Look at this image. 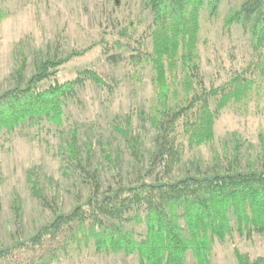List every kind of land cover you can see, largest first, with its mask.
I'll list each match as a JSON object with an SVG mask.
<instances>
[{
  "label": "rangeland",
  "instance_id": "1",
  "mask_svg": "<svg viewBox=\"0 0 264 264\" xmlns=\"http://www.w3.org/2000/svg\"><path fill=\"white\" fill-rule=\"evenodd\" d=\"M246 1L220 0L215 14L208 2L200 10L197 46L207 91L237 73L252 75L248 70L255 56L251 27L227 22ZM149 2L0 0V94L25 86L48 60L66 59L50 68L39 87L67 85L60 94V118L36 115L0 129V247L29 238L53 219L55 211L68 212L89 198L92 183L80 160L98 172L101 191L144 177L175 180L235 166H264L263 86L246 104L230 103L219 111L218 98H212L213 141L193 144L182 131L180 155L173 167L151 168L159 132L149 116L159 100L150 62L155 15ZM111 54L124 58L113 63ZM85 70L98 78L83 74ZM196 90L203 89L197 85ZM179 106L172 103L173 109ZM115 221L136 239H145L144 223ZM236 248L252 260L264 257V232L250 236L236 232L225 241L216 239L212 264H239ZM52 264H140V258L137 253L98 250L91 240L74 243ZM186 264H197L192 252Z\"/></svg>",
  "mask_w": 264,
  "mask_h": 264
},
{
  "label": "trees",
  "instance_id": "2",
  "mask_svg": "<svg viewBox=\"0 0 264 264\" xmlns=\"http://www.w3.org/2000/svg\"><path fill=\"white\" fill-rule=\"evenodd\" d=\"M207 2L215 14L220 0L149 2L155 15L150 62L159 100L151 106L149 116L151 126L159 132L152 169L157 164L167 169L173 167L180 155L182 131L193 144L213 141L212 98H218L219 111L230 103L246 104L254 90L264 86V0H247L227 20L228 24L241 22L251 27L255 56L248 70L252 75L237 73L209 91L202 86L197 37L199 13ZM108 58L118 63L124 57L111 54ZM64 61L43 62L25 86L0 94V129L36 115L61 117L60 94L67 85L40 88L39 83L48 78L51 67ZM83 74L98 78L92 71L85 70ZM197 85L202 87L201 92L196 90ZM172 103L180 106L173 109ZM78 154L74 146L77 158ZM80 163L91 179L93 192L89 198L68 212L55 211L53 219L29 238L0 247V264H52L74 243L91 240L98 250L137 253L140 264H186L189 252L197 264H212L216 239L225 241L236 232L248 236L264 232V166H235L175 180L144 177L134 184L118 183L115 188L101 191L98 172L91 171L82 160ZM115 219L144 223L145 239H136ZM236 254L239 264H264L262 256L252 260L238 248Z\"/></svg>",
  "mask_w": 264,
  "mask_h": 264
}]
</instances>
